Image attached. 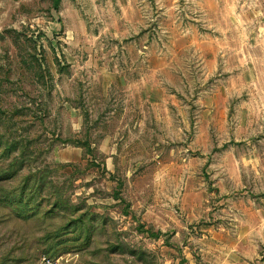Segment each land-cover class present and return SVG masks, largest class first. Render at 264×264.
<instances>
[{
	"label": "rangeland",
	"instance_id": "obj_1",
	"mask_svg": "<svg viewBox=\"0 0 264 264\" xmlns=\"http://www.w3.org/2000/svg\"><path fill=\"white\" fill-rule=\"evenodd\" d=\"M0 264H264V0H0Z\"/></svg>",
	"mask_w": 264,
	"mask_h": 264
},
{
	"label": "trees",
	"instance_id": "obj_2",
	"mask_svg": "<svg viewBox=\"0 0 264 264\" xmlns=\"http://www.w3.org/2000/svg\"><path fill=\"white\" fill-rule=\"evenodd\" d=\"M58 0H54V5L57 3Z\"/></svg>",
	"mask_w": 264,
	"mask_h": 264
}]
</instances>
